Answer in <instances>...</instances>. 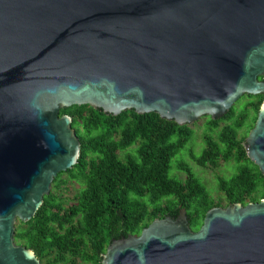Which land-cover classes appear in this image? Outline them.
Listing matches in <instances>:
<instances>
[{
	"label": "water",
	"instance_id": "1",
	"mask_svg": "<svg viewBox=\"0 0 264 264\" xmlns=\"http://www.w3.org/2000/svg\"><path fill=\"white\" fill-rule=\"evenodd\" d=\"M260 76L264 0H0V264H41L14 241L15 225L78 161L80 141L61 108L133 109L189 124L193 134L171 162L176 175L205 117L261 94L244 148L264 175ZM66 186L70 205L77 185ZM100 264H264V198L211 207L197 230L184 208L154 218L112 239Z\"/></svg>",
	"mask_w": 264,
	"mask_h": 264
},
{
	"label": "trees",
	"instance_id": "2",
	"mask_svg": "<svg viewBox=\"0 0 264 264\" xmlns=\"http://www.w3.org/2000/svg\"><path fill=\"white\" fill-rule=\"evenodd\" d=\"M244 97L251 99L235 110ZM262 100L261 94H246L224 116L205 117L204 146L191 153L192 160L201 167L231 160L236 166L230 176H217L216 196L184 160L175 166L184 176L170 175L172 159L193 134L189 124L133 109L112 115L89 105L61 108L59 115L71 117L80 141L78 161L58 173L29 221H17L14 241L32 249L41 264H100L112 239L137 235L154 218H175L184 208L197 230L211 207L259 201L264 175L247 157L244 139ZM68 183L77 185L70 205L61 195Z\"/></svg>",
	"mask_w": 264,
	"mask_h": 264
},
{
	"label": "rangeland",
	"instance_id": "3",
	"mask_svg": "<svg viewBox=\"0 0 264 264\" xmlns=\"http://www.w3.org/2000/svg\"><path fill=\"white\" fill-rule=\"evenodd\" d=\"M249 99H251V97H244L241 101L237 102V104H235L236 106L235 110L240 109L241 103L243 104ZM223 123L224 122H221L220 126ZM240 133H242V130ZM203 146H204V139L202 138L195 154H199ZM190 165L192 166V169L195 171V173L205 183V185L210 190L213 196H216L219 194L217 187H216L217 176L228 177L236 170V166L233 160L220 161L219 165L216 168H212L210 166L201 167L197 165L193 160H191Z\"/></svg>",
	"mask_w": 264,
	"mask_h": 264
},
{
	"label": "flooded vegetation",
	"instance_id": "4",
	"mask_svg": "<svg viewBox=\"0 0 264 264\" xmlns=\"http://www.w3.org/2000/svg\"><path fill=\"white\" fill-rule=\"evenodd\" d=\"M260 79H264V76H261Z\"/></svg>",
	"mask_w": 264,
	"mask_h": 264
}]
</instances>
